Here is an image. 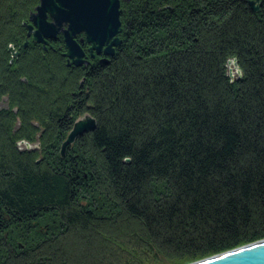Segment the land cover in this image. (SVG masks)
<instances>
[{
    "label": "trees",
    "instance_id": "trees-1",
    "mask_svg": "<svg viewBox=\"0 0 264 264\" xmlns=\"http://www.w3.org/2000/svg\"><path fill=\"white\" fill-rule=\"evenodd\" d=\"M37 2L0 0V102L9 105L0 108V264H72L74 243L95 248L103 237L124 251L86 264L163 254L186 264L264 239V11L249 0H135L109 66H68L33 43L11 65L9 45L23 44ZM231 58L244 73L235 82ZM87 113L97 128L80 138L82 153L74 144L58 158ZM20 140L41 150L21 152ZM82 156L102 161L111 204L128 220L117 239L80 199L97 185ZM46 216L56 222L39 243Z\"/></svg>",
    "mask_w": 264,
    "mask_h": 264
},
{
    "label": "water",
    "instance_id": "water-1",
    "mask_svg": "<svg viewBox=\"0 0 264 264\" xmlns=\"http://www.w3.org/2000/svg\"><path fill=\"white\" fill-rule=\"evenodd\" d=\"M251 8L259 12L260 1H250ZM51 17V20L48 18ZM121 9L118 0H41V3L30 16L32 23H25L29 36L33 40L49 45V39H57L63 34L67 49L68 65L81 67L88 65L86 53L82 47L85 38L77 40L78 35L85 34L88 42L92 43L90 51L101 52L106 45L105 53L113 55L115 46L122 40L118 33L122 30ZM27 45V44H26ZM13 56H18L14 48H10ZM102 65H108L109 60L101 59ZM227 74L231 82L241 80L244 76L237 58L227 61ZM236 68V73L230 69ZM97 128V120L89 113L76 120L66 140L62 144L61 154L64 157L68 146L75 144L76 140L85 133ZM20 144L26 145V150L39 149L41 144H30L23 140ZM126 159V162H130ZM191 264H264V240L247 244L245 246L217 254Z\"/></svg>",
    "mask_w": 264,
    "mask_h": 264
},
{
    "label": "rangeland",
    "instance_id": "rangeland-1",
    "mask_svg": "<svg viewBox=\"0 0 264 264\" xmlns=\"http://www.w3.org/2000/svg\"><path fill=\"white\" fill-rule=\"evenodd\" d=\"M38 6H39V0L36 3V5H35L34 9L32 10V12H30V15H28L23 20V24H25V23H28V24L32 23V21L30 20V16H31V14L33 12H36L34 10ZM24 29H25V38L23 40L24 42H23V44L22 43L20 44V46L22 45L21 46L22 49H26L27 48V45H31L32 43L33 44L35 43V41L33 40V36L32 35L29 36V37H26V31H28V30L26 28H24ZM61 38H62V36H60L59 40ZM63 38H64V36H63ZM59 40L52 41V44L54 46L53 45H50V46L47 45L45 47L41 43H37L35 45H41L42 46V49H43V52H45L46 54L48 53V56H51L50 55L51 52H53V53H62L63 56H64V58L67 60V64H68V57L65 55L66 52H67V49L65 47V43L63 44L64 47H60L59 48V45H56ZM24 45L26 46V48L24 47ZM11 47L12 48L15 47L14 46V43H12V44L9 45V52L10 53H11V51H10V48ZM20 56H21V54H19V53H18V56H13L12 55L11 56L12 59H10V64L12 65L15 61H19L20 60ZM95 62H97V60H93L92 59L88 65H83V67H86L87 68L90 65H93ZM27 63H29V62L27 61ZM109 65L110 64L104 65V66H109ZM55 70H57L56 67H55ZM59 76H63L64 77L65 75H63L61 72L58 71V76L57 77H59ZM21 81L24 82V83H28V79L26 77H23V76L21 78ZM84 82H85V78L82 79V80H80V85H79L80 87L79 88L82 89V88L85 87ZM80 94L82 95V93H80ZM8 107H9V105H8V97L7 96H4L2 98V101L0 102V108L1 109H7ZM11 111H13V113H17L18 112V108H13V109H11ZM83 112H85V110ZM33 122H34L33 124L37 128L40 127V130H41L42 126L40 124H38L37 121H33ZM75 122H74V124H75ZM74 124H73V126H74ZM21 125H22L21 124V120H20V118H18V120L15 121L14 129L16 131H18V132L21 131V128L23 127V125L22 126ZM85 134H88V133H85ZM39 135H41V133H39L37 136L39 137ZM67 136H66V138H67ZM83 136H80L76 140V142H75L76 149L73 150V151L81 152V150H80V148H78V145L77 144H78L80 138L83 137ZM22 141L23 140H20L17 143V147H18V150L19 151H21V152H24V151H34V150H26V145L25 144H20L19 145V143L22 142ZM25 141L26 142H29L30 144H37L38 143V142H30L28 140H25ZM64 141H63V143H64ZM73 145H71V146H73ZM68 147H70V146H68ZM61 148H62V145L60 147H58L57 154L56 155L58 156V158L61 157L62 160H65L67 158V151H66L65 156L63 157L62 154H61ZM36 150H39L40 151L41 150V146H40L39 149H36ZM67 150H68V148H67ZM39 154H40V152H39ZM39 157H40V155L38 156V158ZM82 158H84L83 161H86V163L89 165L88 170L86 169L87 170L86 172H88L90 176L93 174L92 175V178L90 177L91 179L89 178V179H87V180L85 179V180L86 181H93V179L95 177L97 179V185H96V187H94L92 184L89 183V185H87V188L82 189V193H81V198L80 199L82 200V202L84 203V205H87L88 207L96 208L98 210V213H99L100 216H104V217H106V218L109 219V220H107L106 225L112 228L111 232L114 231L113 233H114V235H115V237L117 239V237L119 236L118 234H120V233L125 234L123 232L125 228H124L123 224L121 226V223L122 222H125V220L126 221H128V220L125 218V215H123L124 213L122 211V207H120V204L118 206H116L115 204H111V203H115L116 201L114 200L113 194L111 193L110 185L108 183L107 184L105 183V179H104L105 176L103 174L104 169H102L103 168L102 167V165H103L102 161L97 160V158H94L92 156H88V157L87 156H85V157L82 156ZM43 160L45 161V159H40L39 158L37 160V163L38 162L41 163ZM90 172H91V174H90ZM93 188L96 191L95 193H92V189ZM55 222H56V218L55 217H51V216L50 217L49 216H46L43 219H41V226L35 228V230L37 232V235H35L33 237L36 238L37 240H40L39 243H41V241L43 239H46L48 237L47 234L51 231L52 228H54L53 225L55 224ZM116 231H119L120 232V233L117 234V236L115 234ZM105 238L106 237H103L102 240H100L98 238V244H99V246L98 247H95V248L94 247L93 248H89L87 246H84V245H81V244L77 245V243H74L73 246H72V248H71L72 252L69 253L70 254L69 260H72L71 259L72 258L71 256L73 255V261H74V263H72V264H86L87 263V260L85 259L84 256H88V255L92 256V255H94V258H98L99 255H101V254L103 255L106 252V249L107 248L109 250L112 249V248H117V249H119L121 251H124V249H121V246H119V244L121 242L108 241ZM104 247H106V248H104ZM102 248H104V249H102ZM113 251L114 252H112V253L110 252L109 254L110 255H113V256H116V255L122 256L119 251H116V250H113ZM163 255H165V254H163ZM163 255H161L159 258H156L158 256H154V257H151V259L148 258V259L143 260L141 263H135V264H162V263H160L159 260H160V258H163ZM82 257H84V258L81 259ZM99 257H101V256H99ZM164 258H166V256H164ZM105 261H108V262L111 261L110 263H114L115 262L114 264H121L122 263V262L121 263L118 262L119 259L116 262L112 257L111 258H107V260H105ZM163 262H164L163 264H178V263H181L182 261H180L177 258H166V260L163 261ZM191 263H194V262H191ZM191 263L188 262L186 264H191ZM122 264H128V263L125 262V263H122Z\"/></svg>",
    "mask_w": 264,
    "mask_h": 264
},
{
    "label": "flooded vegetation",
    "instance_id": "flooded-vegetation-1",
    "mask_svg": "<svg viewBox=\"0 0 264 264\" xmlns=\"http://www.w3.org/2000/svg\"><path fill=\"white\" fill-rule=\"evenodd\" d=\"M250 1H260V3H261V6H260V10H259V12L260 11H264V0H249V5H250ZM41 3V0H39V4ZM121 4H124V1L123 0H121ZM251 6V5H250ZM121 10H125L124 8L122 9V8H120ZM34 11H36V9L34 10ZM121 19H122V12H121ZM48 20H51V17H49L48 18ZM23 26H24V28H26V26H25V24H23ZM27 29V28H26ZM28 30V29H27ZM83 35L84 34H81V35H78V37H77V40H80L82 37H83ZM60 36H62V38H63V34L61 33V34H59L58 35V38L57 39H49V46L50 45H53L52 44V41H57V40H59V38H60ZM26 37H29V34H28V31H26ZM63 41H64V38H63ZM29 43V42H28ZM38 42H36L35 41V43L34 44H37ZM42 44V43H41ZM29 45H27V47H28ZM24 47L26 48V46L24 45ZM82 47H83V49H84V51H85V53H86V56H85V58H86V60H88L89 62L93 59V60H97V62H99L101 59H104V58H106V57H109L108 55H106V54H104V53H102V54H98L97 55V53H96V55H94V54H92L91 53V51H90V48H89V45H87L85 42H83L82 43ZM45 48V47H44ZM14 49H16V51L19 53V54H22L21 53V50H22V48H21V46H15L14 47ZM94 52H96V51H94ZM11 56H12V54H11ZM12 59V58H11Z\"/></svg>",
    "mask_w": 264,
    "mask_h": 264
},
{
    "label": "bare ground",
    "instance_id": "bare-ground-1",
    "mask_svg": "<svg viewBox=\"0 0 264 264\" xmlns=\"http://www.w3.org/2000/svg\"><path fill=\"white\" fill-rule=\"evenodd\" d=\"M119 1V7L120 8H124V9H127V10H129V11H131V9L132 8H134V4H135V0H123L124 1V4H121V0H118ZM259 10H260V8H259ZM121 12L123 13L124 12V10H121ZM121 18V17H120ZM121 22H122V19H121ZM121 27H122V30H121V32L120 33H118L119 35H118V37L122 40V43H121V45H119V46H115V53L113 54V55H111L110 53L108 54V56L109 57H106V59L107 60H109V64L111 63V61H112V59L115 57V55H116V51L119 49L120 50V48H121V46L123 45V39L121 38V35H122V33H123V22H122V25H121ZM81 35V34H80ZM82 38H85V40H84V42L87 44V45H89V48H91V46H93V44L92 43H90V42H88L87 41V39H86V37H85V34L83 35V37ZM65 43V42H64ZM66 47V46H65ZM105 49H106V45H104L103 46V49H102V51L101 52H97L96 50V52H94L93 51V53L92 54H94V55H96V53H97V55L98 54H102V53H104V54H106L105 53ZM16 50V49H15ZM99 63H100V61H99ZM238 64H239V62H238ZM100 65L101 66H104V65H102L101 63H100ZM226 65H227V63H226ZM240 66V65H239ZM241 68V67H240ZM230 69H232L233 70V72L234 73H236V68H234L233 66H230ZM242 69V68H241ZM227 71H228V68H227ZM244 74V73H243ZM71 130H69V132H70ZM69 132L67 133V135L69 134ZM93 132V131H92ZM89 133V132H88ZM85 135V134H84ZM262 240H264V239H262ZM259 241H261V240H259ZM245 246V245H244ZM221 254V253H220ZM200 261V260H199ZM197 262V261H196Z\"/></svg>",
    "mask_w": 264,
    "mask_h": 264
}]
</instances>
